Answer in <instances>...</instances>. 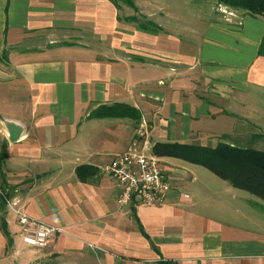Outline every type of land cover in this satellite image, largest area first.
I'll use <instances>...</instances> for the list:
<instances>
[{
	"label": "crops",
	"instance_id": "crops-1",
	"mask_svg": "<svg viewBox=\"0 0 264 264\" xmlns=\"http://www.w3.org/2000/svg\"><path fill=\"white\" fill-rule=\"evenodd\" d=\"M184 1L133 0L134 12L109 0H0V191L61 231L41 250L23 246L5 205L0 264H264L260 199L162 158L164 203L118 207L99 171L140 124L88 118L102 105L138 110L150 147L207 138L264 153V18ZM81 166L96 172L81 181Z\"/></svg>",
	"mask_w": 264,
	"mask_h": 264
},
{
	"label": "trees",
	"instance_id": "trees-1",
	"mask_svg": "<svg viewBox=\"0 0 264 264\" xmlns=\"http://www.w3.org/2000/svg\"><path fill=\"white\" fill-rule=\"evenodd\" d=\"M119 10L126 6L137 11L133 0H109ZM220 5L241 11L251 17L264 18V0H217ZM137 24L139 29L157 31L158 28L143 16H133L127 19ZM258 55H264V40L260 44ZM88 118H129L140 122L141 115L133 107L114 104L112 106H99L92 111ZM151 153L157 158H172L188 164L200 166L218 179L228 183L232 188L244 191L264 202V153L250 149H239L225 142H219L214 147L199 146L181 143H153ZM5 152H0V170ZM96 170L89 166L76 169V176L83 181L94 174ZM1 198V196H0ZM3 199L1 198V201ZM4 201V200H3ZM2 203V202H1ZM5 206V202L0 204ZM0 231L6 239L7 246L11 240L6 230V224L0 217Z\"/></svg>",
	"mask_w": 264,
	"mask_h": 264
},
{
	"label": "built area",
	"instance_id": "built-area-1",
	"mask_svg": "<svg viewBox=\"0 0 264 264\" xmlns=\"http://www.w3.org/2000/svg\"><path fill=\"white\" fill-rule=\"evenodd\" d=\"M227 17L233 16L228 10H221ZM144 137L140 141L133 140L126 150L113 156L106 165L100 167V173L110 179L119 190L116 198L118 207L124 206H160L171 190L170 180L160 159L151 153L147 141V132L138 133ZM5 205L15 215L19 242L33 250L43 249L54 236L61 233L60 229L41 220L27 215L17 208L16 202L9 201L6 192L0 191ZM187 199V195H183Z\"/></svg>",
	"mask_w": 264,
	"mask_h": 264
},
{
	"label": "rangeland",
	"instance_id": "rangeland-1",
	"mask_svg": "<svg viewBox=\"0 0 264 264\" xmlns=\"http://www.w3.org/2000/svg\"><path fill=\"white\" fill-rule=\"evenodd\" d=\"M136 2H139L138 0H135ZM143 3V5H145V6H147V5H150L152 2H153V0H140V2L139 3ZM170 2L174 5V6H176V5H178L179 7H183V4H184V2H187V1H184V0H170ZM190 3V2H189ZM189 3H188V5H189ZM196 3H199V4H201V5H204V6H206L209 10H210V12L213 14V15H217V16H224V17H227L225 14H223L222 13V11L221 10H228V11H234L233 9H230V8H228V7H225V6H223V5H220L219 3H218V1L217 0H193V3L192 4H196ZM192 6V5H191ZM191 6L189 7V9L191 8ZM194 6V5H193ZM192 6V7H193ZM129 11V10H128ZM131 11V10H130ZM235 12V11H234ZM237 12H239V13H243V12H241V11H237ZM140 124H138V125H133L132 124V127H130V136H131V138H130V142H129V144L133 141V140H138V141H140L142 138H144V137H138V133L139 132H143L144 130H146V132H147V129H148V127H147V125H145L144 127H142V126H140V125H143L142 124V121L141 122H139ZM128 144V145H129ZM200 145L201 146H206V147H210L211 146V141H208L207 140V138H205V139H203V142H201L200 143ZM160 159V162L162 161L161 160V158H159ZM163 162V161H162ZM161 162V163H162ZM165 163H166V161H164ZM7 199L9 200V201H12L11 199H13V198H8L7 197ZM7 207V206H6ZM8 208V207H7Z\"/></svg>",
	"mask_w": 264,
	"mask_h": 264
},
{
	"label": "water",
	"instance_id": "water-1",
	"mask_svg": "<svg viewBox=\"0 0 264 264\" xmlns=\"http://www.w3.org/2000/svg\"><path fill=\"white\" fill-rule=\"evenodd\" d=\"M12 128H14V127H9L8 128V134H9V141L10 142H14L16 140V138H17V133L14 132L13 131L14 129H12Z\"/></svg>",
	"mask_w": 264,
	"mask_h": 264
}]
</instances>
